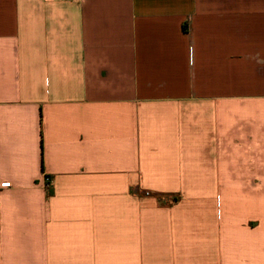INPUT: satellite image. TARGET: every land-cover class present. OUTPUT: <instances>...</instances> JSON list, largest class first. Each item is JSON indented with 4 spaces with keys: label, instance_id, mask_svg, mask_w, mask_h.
Wrapping results in <instances>:
<instances>
[{
    "label": "crops",
    "instance_id": "1",
    "mask_svg": "<svg viewBox=\"0 0 264 264\" xmlns=\"http://www.w3.org/2000/svg\"><path fill=\"white\" fill-rule=\"evenodd\" d=\"M0 264H264V0H0Z\"/></svg>",
    "mask_w": 264,
    "mask_h": 264
},
{
    "label": "built area",
    "instance_id": "2",
    "mask_svg": "<svg viewBox=\"0 0 264 264\" xmlns=\"http://www.w3.org/2000/svg\"><path fill=\"white\" fill-rule=\"evenodd\" d=\"M44 180H45V182L48 184L50 181H49V178L48 177H44Z\"/></svg>",
    "mask_w": 264,
    "mask_h": 264
}]
</instances>
